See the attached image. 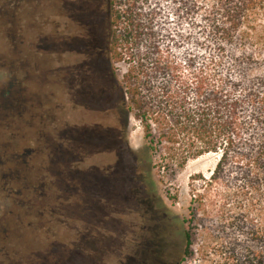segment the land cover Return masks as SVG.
<instances>
[{
    "label": "rangeland",
    "instance_id": "obj_1",
    "mask_svg": "<svg viewBox=\"0 0 264 264\" xmlns=\"http://www.w3.org/2000/svg\"><path fill=\"white\" fill-rule=\"evenodd\" d=\"M9 1L0 0V93L16 79L26 101L0 119V264H197L180 261L178 232L190 176H208L216 155L182 168L148 160L112 89L103 13L94 58L83 54L80 76L64 79L67 58L45 49L44 0H19L15 19ZM257 20L264 29V5Z\"/></svg>",
    "mask_w": 264,
    "mask_h": 264
},
{
    "label": "trees",
    "instance_id": "obj_2",
    "mask_svg": "<svg viewBox=\"0 0 264 264\" xmlns=\"http://www.w3.org/2000/svg\"><path fill=\"white\" fill-rule=\"evenodd\" d=\"M263 5L105 3L112 89L127 120L141 128L148 160L161 154L182 168L216 155L208 176H190L180 261L195 255L197 264H264V29L257 20Z\"/></svg>",
    "mask_w": 264,
    "mask_h": 264
},
{
    "label": "flooded vegetation",
    "instance_id": "obj_3",
    "mask_svg": "<svg viewBox=\"0 0 264 264\" xmlns=\"http://www.w3.org/2000/svg\"><path fill=\"white\" fill-rule=\"evenodd\" d=\"M8 3L11 8L10 17L15 19L19 0H10ZM105 3L106 0H44V45L48 53L60 55L61 64L67 58L68 68L65 65L59 68L63 72V78L66 70L69 75L73 73L74 77L77 70L79 75L83 54H89L91 60L94 58L97 20L99 11L103 16L106 15ZM14 25L15 23H11V26ZM25 101L23 90L15 79L10 83L7 92L0 93V119L2 110H17Z\"/></svg>",
    "mask_w": 264,
    "mask_h": 264
}]
</instances>
